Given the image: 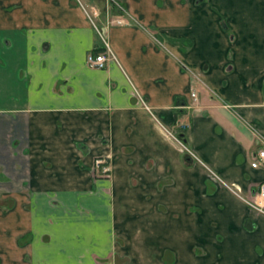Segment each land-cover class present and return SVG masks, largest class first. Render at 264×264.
I'll use <instances>...</instances> for the list:
<instances>
[{"label": "crops", "instance_id": "0c3cea01", "mask_svg": "<svg viewBox=\"0 0 264 264\" xmlns=\"http://www.w3.org/2000/svg\"><path fill=\"white\" fill-rule=\"evenodd\" d=\"M260 148L264 0H0V264H115L116 235L140 239L132 264H264V215L243 199ZM102 154L109 178L91 170ZM184 196L201 212L175 209ZM206 210L213 253L194 250Z\"/></svg>", "mask_w": 264, "mask_h": 264}, {"label": "rangeland", "instance_id": "374dc122", "mask_svg": "<svg viewBox=\"0 0 264 264\" xmlns=\"http://www.w3.org/2000/svg\"><path fill=\"white\" fill-rule=\"evenodd\" d=\"M85 6L87 8L88 13L92 17H94V21L96 22V24L97 25H100L99 17L101 16V12H102V9H103L102 8L103 7L102 4H100L99 7H97V9H98L97 12L94 11V10H92L88 5H85ZM107 21H109V20H107ZM179 127H180V125L178 124L177 126L174 127L175 129H172V127H171V130L173 132H174V130H175V132H177L176 130H178ZM168 135L171 136V134H169V133H168ZM172 138L179 143L181 149H183V151H185V153L186 152L188 153V149H189L188 147L183 146L180 143V140L178 141V138L177 137H176L177 139L174 138V137H172ZM190 156H191V159L189 161L192 162L193 156L192 155H190ZM210 173H211V171H210ZM210 177H211L210 179L212 181H215V182L219 183L221 186H223L225 188L227 187V189L229 188L230 190L231 189H234V190L238 191L237 188H236V186L233 183H229V182L223 180L216 173L212 172V175ZM211 180H208V178L206 179V184H207V187H208L207 188V191L213 185V182ZM131 198H133V197H131ZM141 198L142 199H145L146 198L145 199L146 201L151 200V198L154 199L153 197H151L149 195H147V197H141ZM155 199L158 200V199H160V197H155ZM204 202H205V205H206L207 209H209L210 206H211V200H208V198H207V199L204 200ZM131 203L134 206L136 205V208L137 209H140L141 208L140 206L145 207V204H143V203L141 204L140 202L135 203L133 201V199H132ZM151 204L153 205L154 203H151ZM151 204L149 205L150 209H152V207H153ZM174 204H175V209L178 207L179 210H180V213L182 212V210L185 213H189V214H194V212L198 213V211H200L199 206L197 205V198L196 197H192V196H188V197H185V196L184 197H174ZM119 206H122L120 202L118 203V207ZM134 206H132V208H134ZM184 206H185V208H184ZM158 207L161 210H165V204H164V202H162V201L159 200L158 201ZM182 208H184V209H182ZM207 212H209V211L206 210L207 220H206V224H205L206 227L204 229L205 230L204 231L205 233L202 234V236H203L202 239H204V243H205V244L203 243L204 246H205V249H203V244L202 245H199L197 243L194 246V250L195 251H204L205 250V251H210V252L213 253L215 251L216 246H218V241H221L223 239H214L215 238V235L213 234L214 233V227H215V225H216L217 222H216V220L213 219V215L210 212L209 213H207ZM210 217H212V218H210ZM189 219L192 222L193 218H189ZM217 236H220V235L217 234ZM118 238L119 237L116 235L115 236V241L118 244L117 245L118 247H117V250L115 251V253H116L115 254V259H114L115 260V264H132L133 261L125 253L128 252V253H131L132 254L133 251H135V248L139 245V242H140L139 240L140 239H118ZM144 240H146V239H143V241Z\"/></svg>", "mask_w": 264, "mask_h": 264}, {"label": "built area", "instance_id": "2783aa9c", "mask_svg": "<svg viewBox=\"0 0 264 264\" xmlns=\"http://www.w3.org/2000/svg\"><path fill=\"white\" fill-rule=\"evenodd\" d=\"M108 51H109V49L106 51H100L97 53H88L87 57H86V62L91 67L102 68L105 65V61H106L108 53H109ZM110 55H112V54H110ZM192 95H194V93H192ZM178 141H179V139H178ZM180 143H181V141H180ZM182 145L184 146V144H182ZM94 164L96 167L100 166V164H102L101 159H96ZM259 164L264 165V148H260L255 153H253V159L251 161V165L255 167ZM102 169L104 172H106L108 167L102 166ZM244 200L252 208H254L258 212L264 214V181L259 182L257 184L256 188H253L251 190L249 196L245 197Z\"/></svg>", "mask_w": 264, "mask_h": 264}, {"label": "flooded vegetation", "instance_id": "af4514ba", "mask_svg": "<svg viewBox=\"0 0 264 264\" xmlns=\"http://www.w3.org/2000/svg\"><path fill=\"white\" fill-rule=\"evenodd\" d=\"M88 64V63H87ZM185 123H181V126L184 128L185 127ZM179 133H181V132H178V134L177 133H174V136H176L180 141H181V143L182 144H184V146H186V144H185V140L183 139V138H181L180 137V135H179ZM183 134V133H182ZM187 147V146H186ZM193 156V155H192ZM193 157H195V156H193ZM196 158V157H195ZM96 159H101V161H102V164H100V166H98V167H96L95 166V160ZM102 166H106V167H108V169H107V171L106 172H104L103 171V169H102ZM100 167V168H99ZM91 170H92V172H93V175L95 176V177H101V178H109L110 176H111V172H112V164H111V156L110 155H108V154H102V155H97V156H95L94 157V159H93V162H92V167H91ZM231 190H233L234 192H236L237 193V191H235L234 189H231ZM250 194V193H249ZM249 196V195H248ZM249 205V204H248ZM250 208H252L251 206H250ZM253 210H255L254 208H252ZM255 211H257V210H255ZM258 212V211H257ZM258 213H260V212H258ZM260 214H262V213H260ZM262 215H264V214H262Z\"/></svg>", "mask_w": 264, "mask_h": 264}, {"label": "trees", "instance_id": "16d2710c", "mask_svg": "<svg viewBox=\"0 0 264 264\" xmlns=\"http://www.w3.org/2000/svg\"><path fill=\"white\" fill-rule=\"evenodd\" d=\"M180 137L184 139V135L182 133H179Z\"/></svg>", "mask_w": 264, "mask_h": 264}]
</instances>
